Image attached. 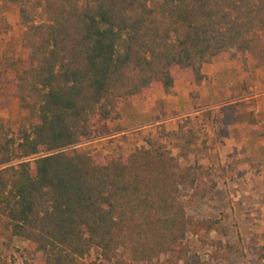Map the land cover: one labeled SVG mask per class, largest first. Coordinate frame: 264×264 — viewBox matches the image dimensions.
<instances>
[{"label":"trees","instance_id":"1","mask_svg":"<svg viewBox=\"0 0 264 264\" xmlns=\"http://www.w3.org/2000/svg\"><path fill=\"white\" fill-rule=\"evenodd\" d=\"M0 3L18 7L7 21L21 28L24 63L10 81L29 115L16 131L0 116V233L28 242L41 264H83L94 248L97 264H196L178 185L198 171L171 153L164 125L104 157L81 147L80 128L120 119L122 102L154 88L172 92L173 67L199 81L212 58L264 65V0ZM249 124L264 134L254 111Z\"/></svg>","mask_w":264,"mask_h":264},{"label":"rangeland","instance_id":"2","mask_svg":"<svg viewBox=\"0 0 264 264\" xmlns=\"http://www.w3.org/2000/svg\"><path fill=\"white\" fill-rule=\"evenodd\" d=\"M17 16L16 4L0 3V116L13 131L20 122L29 121L28 109L10 81L14 70L24 63L21 28L7 21L8 17ZM172 72L175 79L194 80L187 69L173 67ZM222 108H202L197 114L178 113L174 130L170 128L172 124L159 122L169 133L166 142L171 153L195 165L198 171L194 185H178L179 198L186 212L194 216L185 239L190 257L197 259L196 264H262L264 160L250 159L243 150L231 156L220 154V141L216 137L221 119L218 116L215 122V113L219 115ZM111 120H116L117 125L110 129H105L97 116L84 123L80 128L81 147L98 157L126 154L143 145L148 129L159 124L132 127L123 134H115L123 128L122 119ZM13 237L9 231L0 233V264H41L31 258L28 242ZM99 261L96 248L83 258V264ZM130 264H166V260L161 257L153 263Z\"/></svg>","mask_w":264,"mask_h":264},{"label":"crops","instance_id":"3","mask_svg":"<svg viewBox=\"0 0 264 264\" xmlns=\"http://www.w3.org/2000/svg\"><path fill=\"white\" fill-rule=\"evenodd\" d=\"M201 70L204 76L199 81L175 79L172 92L154 88L146 98L137 97L130 103L120 104L123 128L115 134L161 121L172 124L170 128L174 130L178 113L197 114L202 108L225 106L219 115L215 113V122L218 116L221 119L216 137L220 141V154L231 156L243 150L248 158L263 161L264 134L250 126L249 116L255 111L264 119V65L254 66L248 61L244 66L235 58H212ZM101 120L105 129L117 125L116 120Z\"/></svg>","mask_w":264,"mask_h":264}]
</instances>
